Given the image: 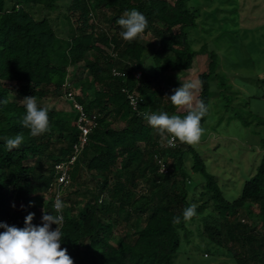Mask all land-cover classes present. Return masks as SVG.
I'll list each match as a JSON object with an SVG mask.
<instances>
[{"label":"trees","instance_id":"obj_1","mask_svg":"<svg viewBox=\"0 0 264 264\" xmlns=\"http://www.w3.org/2000/svg\"><path fill=\"white\" fill-rule=\"evenodd\" d=\"M58 3L0 0V100L6 101L0 103V223L24 228L29 213L35 214L34 225L42 224L45 212L55 215L47 194L54 165L71 154L78 134L71 107L58 110L38 103L49 109V131L31 136L22 126L26 108L10 96H61L68 67H79L87 74L68 88L96 115V122L65 189L78 186L62 197L61 248L74 264H171L186 223L183 210L197 203L198 215L209 200L212 211L201 219L203 232L233 251L237 264H264V153L239 196L228 200L188 145L191 169L204 178L188 191L184 185L189 176L181 161L186 150L175 148L179 140L174 147L161 146L158 130L142 116L186 115L168 99L173 93L165 92L163 74L191 67L196 51L187 29L195 25L197 9L189 0H68L65 34L60 36L47 16L33 13H49ZM133 9L146 16L148 26L129 42L120 36L116 21ZM208 56V71L197 76L202 82L198 98L207 107L211 80L227 91L226 78L216 70L215 53ZM113 67L125 70V75L113 76ZM127 93L137 97L136 109ZM118 121L123 125L116 126ZM17 134H23V143L10 152L6 140ZM155 155L165 158L167 173H158ZM83 173L87 181L80 179ZM177 216L179 224L173 223ZM118 227L124 231L114 243Z\"/></svg>","mask_w":264,"mask_h":264},{"label":"rangeland","instance_id":"obj_2","mask_svg":"<svg viewBox=\"0 0 264 264\" xmlns=\"http://www.w3.org/2000/svg\"><path fill=\"white\" fill-rule=\"evenodd\" d=\"M67 3L68 0H59V7L49 13L43 11L40 15L36 9L33 13L37 18L47 16L61 36L65 34ZM189 5L197 9L196 23L187 29V39L196 55L189 69L163 74L165 92L173 93L182 83L198 81V74L208 71L210 52L215 53L216 70L226 78L227 91L220 90L217 80L209 82L212 97L201 124L204 134L196 144L179 141L175 148L186 150L181 161L189 176L184 185L188 191L204 179L200 172L191 169V152L187 151L190 145L203 160L205 170L215 178L223 196L233 200L239 196L244 182L255 173L264 153V0H189ZM147 63L152 70L151 60ZM68 73L66 79L71 83L87 74L79 67H68ZM10 97L20 102L23 99ZM37 103L58 110L70 109L62 96L45 97ZM121 125V121L116 123ZM159 141L164 147L166 140L160 136ZM177 175L180 181L181 176ZM80 179L87 181L84 173ZM77 186L71 185L64 194ZM211 211L209 200L200 214L185 223L179 231V246L171 264H237L233 251L228 252L203 232L201 219ZM249 221L244 218L243 222ZM123 231L121 227L116 228L114 243Z\"/></svg>","mask_w":264,"mask_h":264},{"label":"clouds","instance_id":"obj_3","mask_svg":"<svg viewBox=\"0 0 264 264\" xmlns=\"http://www.w3.org/2000/svg\"><path fill=\"white\" fill-rule=\"evenodd\" d=\"M121 27L120 36L125 41H133L142 35L148 20L144 14L133 9L125 11L116 21ZM202 86V82H185L180 87L173 89V94L167 96L177 109L186 111V115H169L167 112L142 113L148 124L157 129L162 139L169 145H174L177 140L182 143L196 144L200 141L205 129L201 121L208 113V107L199 99L196 90ZM0 103L6 101L0 100ZM26 108V114L22 118V126L30 130L33 137L40 136L49 131V109L39 107L35 96H26L21 100ZM23 134H17L14 138L6 140V147L11 152L20 148L23 143ZM54 208L57 213H62L64 203L57 197ZM196 204H191L183 210L184 221L191 220L196 215ZM35 214L29 213L25 218V227L18 228L0 223V264H74L66 248H61V225L64 217L45 212L42 215V224L32 223ZM181 219L175 217L173 223L179 224ZM55 224V229L52 225Z\"/></svg>","mask_w":264,"mask_h":264},{"label":"built area","instance_id":"obj_4","mask_svg":"<svg viewBox=\"0 0 264 264\" xmlns=\"http://www.w3.org/2000/svg\"><path fill=\"white\" fill-rule=\"evenodd\" d=\"M111 74L113 76H124L125 70H119L115 67L111 69ZM140 75V72L136 73V76L138 77ZM71 84L67 79H65L64 86H63V94L61 95L66 102L69 103L70 107L75 111L76 113V127L78 129L77 139L72 145V152L62 161L57 162L54 165V178L49 183L48 188V199L51 201V208L55 212V215H60L63 213H57L54 204L59 197L62 200L64 190L65 188L70 184L71 182V176H70V170L76 160L78 159L79 155L81 154V151L83 147L88 142V135L92 129V127L95 125L96 122V115L94 113H90L85 110L82 103H80L75 98V93L70 90L68 87ZM127 98L129 100V103L132 107V109H136L137 106V97H135L133 94L127 93ZM176 144V142H175ZM174 145H169L167 141L164 144L165 148L174 147ZM155 163L157 165V171L158 173L165 174L169 171L167 164L165 162V158L160 155L154 156Z\"/></svg>","mask_w":264,"mask_h":264},{"label":"crops","instance_id":"obj_5","mask_svg":"<svg viewBox=\"0 0 264 264\" xmlns=\"http://www.w3.org/2000/svg\"><path fill=\"white\" fill-rule=\"evenodd\" d=\"M199 95V94H198ZM67 103V105L70 107V105H69V103L68 102H66ZM67 110H69V109H67ZM178 112H181V111H179V110H177Z\"/></svg>","mask_w":264,"mask_h":264}]
</instances>
